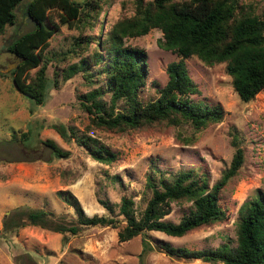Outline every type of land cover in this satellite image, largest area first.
Wrapping results in <instances>:
<instances>
[{
    "label": "rangeland",
    "instance_id": "rangeland-1",
    "mask_svg": "<svg viewBox=\"0 0 264 264\" xmlns=\"http://www.w3.org/2000/svg\"><path fill=\"white\" fill-rule=\"evenodd\" d=\"M29 1H23L17 8L16 24L0 34L1 73L9 67L4 73L8 74L19 63L18 58L7 51V46L26 22ZM238 1L246 11L264 15V0ZM121 3L122 0H105L98 23L79 28L61 25L59 32L50 38L48 90L42 104H35L17 90L11 75L0 76V264H223L172 259L156 249L143 258L141 235L124 242L118 240L123 221L116 228L81 227L76 234L29 224L5 230L3 224L17 226L21 219L17 212L26 208L53 213L54 219L61 223L76 224L74 209L57 195L58 191L76 197L87 216L106 212L100 200L115 205L117 214L123 196L132 198L138 215L151 196L145 183L147 173L153 170L152 163L160 169L156 177L161 175L166 181H172L180 171L192 169L212 185L230 164L235 151L231 144L233 133L243 148L244 162L220 194V205L226 217L182 236L148 231L150 239L189 250L215 248L226 242L234 245L240 205L254 195L255 189L264 192V91L249 102L241 101L225 71V63L207 65L196 56L185 59L190 77L201 92L193 99L220 104L224 116L219 122L208 123L199 130L188 122L169 125L158 121L125 131L93 124L80 104L81 96L101 85V78L94 76L90 82L78 72L63 80L60 69L79 60V56L70 51L74 49V38L81 34L97 35L101 27L107 32L115 21L132 14L129 0L125 8ZM161 41L159 29L126 39L127 45L142 48L147 54L148 75L138 95L142 102L157 98V90L167 81V64L179 59L173 51L163 49ZM34 73L35 69L31 70V74ZM103 98L108 101L109 95ZM55 126L72 127L79 135L95 137L118 154L117 160L102 163L92 159L75 138H62ZM46 140H53L69 155L54 157L44 143ZM242 185L247 190L239 198ZM190 207V201H172L162 219L177 223Z\"/></svg>",
    "mask_w": 264,
    "mask_h": 264
},
{
    "label": "trees",
    "instance_id": "trees-1",
    "mask_svg": "<svg viewBox=\"0 0 264 264\" xmlns=\"http://www.w3.org/2000/svg\"><path fill=\"white\" fill-rule=\"evenodd\" d=\"M23 1L0 0V34L16 24L17 8ZM104 1L30 0L26 14L35 20V29L21 37H13L7 51L21 62L8 74L0 72V76L11 75L17 90L35 104H42L48 90L50 38L59 32L61 25L79 28L98 23ZM129 4L132 14L115 21L107 32L101 27L97 35L81 34L74 38V49L70 51L79 56V60L60 69L63 80L78 72L90 82L94 76L101 78L102 84L83 94L80 102L96 126L125 131L166 121L169 125L188 122L199 130L208 123L221 121L224 110L220 104L193 99L201 92L185 63L191 56L207 65L225 63L232 87L243 102H249L264 91V15L246 11L238 0H129ZM121 6L126 7V0H122ZM152 29L161 31V47L173 51L179 59L167 64V81L157 90V98L142 102L138 95L148 75L147 54L142 48L127 45L126 39L143 36ZM105 94L109 95L108 101L103 98ZM55 128L62 138H75L98 162L111 163L118 158L116 152L93 136L79 135L72 127ZM23 136L26 138L27 134ZM44 143L54 157L69 155L53 140ZM231 144L235 151L230 164L212 185L192 169L180 171L172 181H166L161 175L156 177L160 169L152 163L153 170L147 173L145 183L151 196L138 215L132 198L123 196L117 214L115 205L100 200L106 212L87 216L76 197L58 191L57 195L74 209L76 224L61 223L54 219L53 213L26 208L17 212L21 218L17 226L4 222L3 227L12 230L29 224L76 234L81 227L116 228L123 221L118 240L124 242L141 235L140 255L143 258L156 249L172 259L264 264V192L260 189H255L254 195L244 200L237 211L234 245L226 242L215 248L189 250L164 241L154 242L148 235V231H159L169 236H182L196 227L226 217L220 205V194L244 162L243 148L236 133L232 134ZM177 200L191 202L188 213L177 223L163 220L170 202ZM24 218L27 221H23Z\"/></svg>",
    "mask_w": 264,
    "mask_h": 264
},
{
    "label": "water",
    "instance_id": "water-1",
    "mask_svg": "<svg viewBox=\"0 0 264 264\" xmlns=\"http://www.w3.org/2000/svg\"><path fill=\"white\" fill-rule=\"evenodd\" d=\"M35 26H36L35 20L30 15H27L26 22L23 24L21 28H19V33L17 34V37H21L24 34L33 31L35 29ZM17 60L19 61V63L21 62V59H17ZM8 69L9 67L3 70L2 73H7Z\"/></svg>",
    "mask_w": 264,
    "mask_h": 264
},
{
    "label": "bare ground",
    "instance_id": "bare-ground-1",
    "mask_svg": "<svg viewBox=\"0 0 264 264\" xmlns=\"http://www.w3.org/2000/svg\"><path fill=\"white\" fill-rule=\"evenodd\" d=\"M246 188H245V185H242L239 189V194H238V197L239 198H242L244 195H245V192H246Z\"/></svg>",
    "mask_w": 264,
    "mask_h": 264
}]
</instances>
